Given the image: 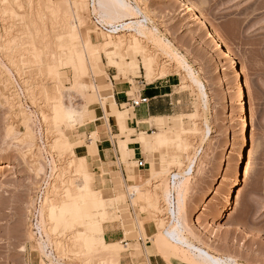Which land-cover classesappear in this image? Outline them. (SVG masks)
Wrapping results in <instances>:
<instances>
[{"label": "rangeland", "instance_id": "rangeland-1", "mask_svg": "<svg viewBox=\"0 0 264 264\" xmlns=\"http://www.w3.org/2000/svg\"><path fill=\"white\" fill-rule=\"evenodd\" d=\"M47 1L54 4L49 9V2L47 10L42 2L39 7L45 16L39 20L37 2L36 6L31 0H0V264H116L114 252L103 247L113 243L111 239L105 241L108 231L124 233L128 243L139 238L144 244L150 242L161 264L171 260L177 264H192L181 254L178 258H168L157 241L169 221L164 199L166 185H171L172 175L188 169L192 160H196V167L188 178L185 201L186 217L196 235L195 239L191 236V240L197 244L201 241V245L215 255L233 257L240 264H264V0H190L234 53L242 68L249 101V144L243 151L245 158L238 175L240 185L230 220L246 232L226 229L221 215L236 177L234 154L240 145L239 101L231 88L228 60L211 44L207 34L185 15L179 0H130L148 19L146 33L149 38L142 39V46L157 60L154 81L179 75V91L187 92L190 98L189 111L188 115L165 117L171 126H183L184 131L171 134L169 143L160 151L154 152L140 144V133L155 135L158 121L153 119L146 124L139 123V131L129 141L133 146L127 159L120 154L115 165L104 164L103 172L93 167L98 159L96 156L85 165V169L96 175L92 187L101 191L104 198L103 206L88 208L93 212V221L102 224L101 230L94 223L88 231L96 238L91 252L80 237L82 226L77 225L69 231L61 225L58 231H53L56 225L49 218V207L53 204L56 214L68 215L69 208L64 204L69 199L68 194L84 190V167L80 166L78 158L85 154L86 145L98 143L103 138L100 133H105L104 139L116 146L125 136L121 130L113 133L111 117L106 125L105 112L104 117L101 112L102 104H107L112 97L114 86L109 93H102V98L91 96V87H100L104 81H112L113 85H136V78L146 80L148 76L143 68V55L136 54L132 48L123 52V60H139L141 70L136 73L121 74L103 57L102 64L108 76L94 75L89 70V76H80L79 71L71 68V59L67 60V67H58L56 76V61L52 56L55 55L53 51L56 52V35L68 32L65 41L73 44L81 39L77 33L71 34L73 28L78 27L71 9L72 0ZM87 2L85 25L97 33L98 38L93 35V39L101 45L106 34L94 22L89 0ZM122 35L130 34L124 32ZM37 43L46 47H42L44 51L39 49L41 53L36 59L35 46L40 47ZM175 54L185 58L204 84L205 96L190 80L182 58ZM40 57L44 65L37 63ZM48 57L51 65L45 63ZM76 79L81 83L78 87ZM147 82L150 83L148 79ZM64 106L86 110L85 118L82 122L77 118L73 124L57 123L54 117ZM124 108L122 112L114 106L113 113L130 117L128 107ZM98 119L101 120L96 124ZM29 129L35 133L34 140L27 137ZM95 131L98 134L95 135ZM61 133L83 147L76 150L75 155L56 148ZM140 159L145 161L143 169L138 168ZM163 159H167L168 164L161 167ZM121 163L125 177L120 171ZM153 169L159 172L160 178L157 176L147 182L146 177ZM131 177L138 179L140 191L147 190L154 195L158 210L148 209L141 194L128 189ZM98 179H102L101 185L97 184ZM195 221L197 226H194ZM39 223L43 236L50 240L49 251L55 263L39 248L42 240L37 228ZM145 227L153 230L150 238L146 236ZM114 243L122 247L120 264H126L127 257L133 259V246ZM137 250L142 255L139 247Z\"/></svg>", "mask_w": 264, "mask_h": 264}, {"label": "bare ground", "instance_id": "bare-ground-1", "mask_svg": "<svg viewBox=\"0 0 264 264\" xmlns=\"http://www.w3.org/2000/svg\"><path fill=\"white\" fill-rule=\"evenodd\" d=\"M35 1L36 0H31V3L34 2L35 4L37 2ZM41 1L45 2L44 7L47 8L48 10L47 6H49V2L51 1L49 2L47 0H41ZM42 2H37L38 4L37 10L41 14L40 15L38 13L39 20H41L42 17L45 16L44 14H42V10L39 7L40 5H42ZM179 2L181 5V9L185 13V15L189 16L193 20V22L200 28V30L204 31L207 34V39L211 41V44L216 48L217 51L221 52L223 56L228 60V64H229L228 70L232 78L231 88L235 92L236 98L239 101V106L237 108L239 114L237 125L240 136L239 138L240 145H239V149L236 150L237 152L234 154V159H235L234 172L236 174V177L232 182L231 191L228 193L226 197V204L221 210V215H222L223 226H225L226 229H228L229 231L243 230L246 232V229L235 225L230 220V215L231 212L233 211L234 200L236 198L237 190L240 185V179L238 175L241 170L242 162L244 161L245 158L243 151L246 147H248L249 144V118H250L249 101H248L247 92L244 89V79L241 70L242 68L240 66V62L238 61L234 53L229 51V49L220 39L216 31H214L209 26L207 20L204 18V16L201 13H199L194 8L190 0H179ZM87 3H88L87 0H72L71 9L78 23V27L77 29L73 28V32H71V34L77 33L80 36L81 41L77 44L68 43L65 41L64 38V36L68 32L57 34L56 35L57 44L55 50L56 52L53 51L55 55L52 54L53 57L55 56V58L53 57L52 58L56 61L55 62L56 66H54V64L51 66L52 68L54 66L55 71L49 66L51 65L50 63L51 61L50 58L48 57L49 60L46 59L45 63L49 64L47 65L51 69V71L50 70L49 71L52 73L55 72L56 74L58 67L59 68L65 66L67 67L68 65L67 60L71 59L72 62L71 68H73L77 72L79 71L80 76L85 77L89 70L92 73L94 72L93 73L94 75L98 73V75H101V77H105L108 76L106 69L103 67L102 64V59L103 57H105L108 60L109 66L111 68L116 69L121 74L136 73L137 71L141 70V65L139 60L135 58H133L131 62L129 61L124 62L123 60V52L128 48H132V50L136 51V54L143 55V68L147 72V76H148L147 79L150 82L154 81L155 78L157 77L156 76L158 70L156 69L157 60L155 59V56H152L148 52H145V49L142 46V39H145L146 37L149 38L147 36L148 34L146 33L148 19L144 17L143 12L138 7L133 5L130 0H89V5H90V10L92 11V15L96 17V22L95 21L94 22L96 23L99 30H103V32L106 34L105 40H103L105 42L101 45H98L97 43L94 42L93 39V35H95L96 39L98 38L97 33L89 29L85 25L86 20L84 19V13L88 9ZM50 4L51 6L49 7V9L52 8L54 3L51 2ZM54 11L55 10H53V12ZM57 13H59V11ZM83 29L85 30L84 33H83ZM124 32H128L130 34L128 35L129 37L127 36L128 38L124 37L125 35H122ZM167 43L164 44L166 45ZM38 44L39 43H37V45ZM44 45L40 46L39 44L38 46L40 47L35 46L34 55L36 59L39 58V53H41L39 49H41L42 47L43 48L46 47V46L44 47ZM37 48L39 51L37 50ZM43 48L42 51H44ZM44 53H46V51ZM178 56L182 58L184 63L183 66L184 67L186 66L185 68L189 72L188 74H189V78H191L190 80H192L197 85V88H199L198 90H200L201 94L205 96L206 94H205L204 84L197 78L194 71L191 68H189L190 66L187 64L186 60H184L185 58L179 54ZM40 58L41 59H39L37 63H40V65H44L43 57ZM118 58H121L122 61L120 62ZM42 61L43 64H41ZM57 75L58 74H56V76ZM76 80H75L76 82L75 86L78 87L80 86L81 83L80 80L77 81ZM113 86L114 85L112 81L111 82L104 81L100 87L94 85V87L92 86L94 89L91 87V89L93 90V94L91 93L92 94L91 96L97 95V97L102 98V93L110 92L113 89ZM83 87H86V85H83ZM111 98L113 99V96ZM115 102L113 103L114 106H115ZM102 108L104 109L105 112V117L103 118V120H105L106 125L107 122L109 121V118L110 117L113 118L116 126L123 132V134H125L127 140L130 141L131 136L138 132L135 128H128V120H130V117L120 116L109 112L107 104L104 103L102 104ZM63 109L64 110L62 112H59L56 115L54 114L55 115L54 118L57 123L73 124L74 122L77 121V118H80L79 121L81 122L85 118L86 110L79 111L73 107L66 109L65 106L63 107ZM100 120L101 119L96 120L95 121L96 124ZM151 120L153 119L140 121V123L146 124ZM155 120L158 121L156 122L157 131L155 132V135L153 136V135H146L144 133H140L139 139H140V144L144 148L152 150L154 152H158L169 143L171 134H177L178 130L184 131V129L183 126H179V127L171 126L168 123V120L165 119V117H157L155 118ZM149 129L151 130L152 128ZM125 130H128V133H126ZM33 134L35 135V133H32V130L29 129L27 137L34 140ZM94 134L96 135L98 134V132L95 131ZM58 138L56 142V148H63L68 152H72L74 155L76 154V150L81 149L83 147V144L79 142H71L67 134L61 133L60 137ZM132 146L133 144H131L130 142L122 143L119 146V153L123 156V159H127V157L130 156L131 154L130 150ZM97 155H99L97 142H93L92 144L86 145L85 154L78 158V162L80 166L84 167V170L82 172V177L85 180L86 185L84 187V190H79L75 194H70L68 192L69 199L66 200L64 204L68 206L69 214L67 215L66 213H62L58 215L55 213V209H54L55 207L53 204H51L49 207L50 210L49 218L56 225L53 231L54 232L58 231L57 229L61 225L64 226V229L69 231L72 228L75 229L77 225L82 226L84 229L83 231H80V237L83 240L84 247L87 248L89 252H91V250L95 247V241H96L95 237L88 234V231L91 229L90 226H92L94 223H97L98 230H101L102 224L99 221H93L92 218L93 212L88 208L89 207L92 208V206L94 207H98L100 205L103 206L104 198L101 196L102 195L101 191H98V189H94L92 187L93 183L95 182L96 175L93 171H89L85 169V165L88 164L90 158L95 157ZM110 158H111V154L107 150L106 159L110 161ZM167 164H168L167 159H163L162 163L160 162L161 167H164ZM195 167H196V160H192L189 164L188 169H186L182 173L179 172L172 175L171 185L170 186L166 185L167 187L164 192V196H165L164 199L166 200V210L169 215L168 217L169 221L166 223V227L163 228L164 231L162 233V236L159 235L157 241L160 244L161 248L164 250V253L168 258H170V256L178 258L181 254L183 258L189 259L192 264H240L233 257H229V256L220 257L218 255H215L208 248L204 247V245H201L202 243L201 241H197L198 242L197 244L194 241H192L193 239L191 240L190 238L191 236H193L192 238H194V236L196 235L194 234L195 231L193 230V227L189 225L188 218L186 217L185 201L189 187L188 178L194 174ZM103 168L104 165L99 166L98 171L103 172L102 170ZM158 175L159 172L156 171L155 169H153L152 171L150 170L149 177H146L147 182H150L152 179L157 178ZM137 180L138 179H135V177H131L130 183L132 184L129 187L127 186L128 189L133 190L136 193H140L141 199L144 202H146V204L149 206V208L147 206L148 209L151 208L158 210V202H157L158 200L154 198V195H151L149 192L147 193V190H145L146 192L143 191V189H141L140 191V188L142 187L141 185L138 184L139 182ZM62 207H64V205ZM140 220H141L140 221L141 225L144 226V223L141 218ZM197 225L198 223L195 221L194 226ZM37 228L38 231L41 233L40 237L42 239L41 242L39 241V248L41 249L43 255L46 256V258L50 259L53 263H55V261L53 260L54 259L53 253L49 251L50 240L45 239V236H43L44 234H43L42 224L39 223L37 225ZM74 229H72V231ZM126 245H128V243ZM103 247L106 250L109 249V251H113L115 254L116 264H120V262L118 261L121 258L120 255L122 254V247H120V245L118 244H115L114 242L106 243ZM126 259H127L126 261L127 264H129L131 258L127 257ZM168 264H177V263L175 260H171L168 262Z\"/></svg>", "mask_w": 264, "mask_h": 264}, {"label": "crops", "instance_id": "crops-1", "mask_svg": "<svg viewBox=\"0 0 264 264\" xmlns=\"http://www.w3.org/2000/svg\"><path fill=\"white\" fill-rule=\"evenodd\" d=\"M135 83L136 85L126 84L124 86L117 85L116 83H114V90L112 95L114 100L110 98L109 102L107 103V107L109 109V112L111 113H113L114 111L113 103L115 101V107L119 111L123 112L125 111L124 107H128L130 115V120H128V128H135L137 131H139L140 121L155 119L157 117L188 115L190 98L187 92L179 91V88L181 87V80L179 75H169L165 78H159L156 81L150 83L147 82V79L143 80L136 78ZM134 88H137V90L135 91ZM136 99H139L140 101H145L142 102L138 107H133L132 102L136 101ZM129 108H132L133 111H131L132 109ZM101 112L102 116L104 117V111L102 108ZM111 120L113 121V133H120V129L115 126L114 119L111 118ZM126 133H128V131ZM104 135L105 133H100V136L103 138H101L100 141L97 143L99 155L96 156L98 157V159H96L93 164L94 168H97L104 164L108 165L110 162L115 165L120 160L121 156L119 153V146L122 143H129V140H127L126 136H123L121 138V143H119L118 140V145L116 146V144L114 145L111 140L104 139ZM132 136L131 139L133 140ZM107 150L111 154L110 161L106 159ZM84 151L85 148L83 149V152ZM120 171L125 177L126 171L122 163L120 165ZM101 181L102 179H98L97 184L101 185ZM145 233L146 236L150 238L153 235L152 228L145 227ZM104 238L105 241L111 239V242H122L124 244L128 243L126 236L120 231H108ZM128 246L134 247V257L129 261V264H161L155 254L156 250L152 245H150V242L144 244L143 239L139 238L138 240H133L128 243ZM138 247L143 252L142 255L137 253ZM126 261L125 263L127 264ZM162 264H164V262Z\"/></svg>", "mask_w": 264, "mask_h": 264}, {"label": "built area", "instance_id": "built-area-1", "mask_svg": "<svg viewBox=\"0 0 264 264\" xmlns=\"http://www.w3.org/2000/svg\"><path fill=\"white\" fill-rule=\"evenodd\" d=\"M93 18V20L96 22V17L95 16H93L92 17ZM145 101V100H144ZM144 101H133L132 102V106L133 107H138L142 102H144ZM146 166H145V161H143V160H141L140 159V162H138V168L139 169H143V168H145Z\"/></svg>", "mask_w": 264, "mask_h": 264}]
</instances>
